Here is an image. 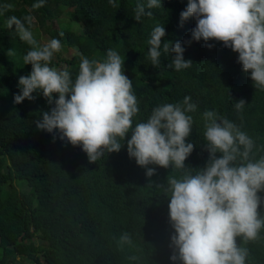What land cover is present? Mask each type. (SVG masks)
<instances>
[{"label": "trees", "instance_id": "trees-1", "mask_svg": "<svg viewBox=\"0 0 264 264\" xmlns=\"http://www.w3.org/2000/svg\"><path fill=\"white\" fill-rule=\"evenodd\" d=\"M34 2L0 0V7L13 5L0 14V264H174L169 258L174 233L170 201L156 185L166 186L167 176L179 173L148 165L156 174L146 177V168L127 154L131 133L119 152H105L89 162L81 146L61 141L56 130H38L35 121L49 106L36 93L34 100L13 102L20 92L19 77L31 72V65L23 63L30 46L19 39L14 25L7 27V18L31 14V30L61 40L62 49L50 66H67L73 79L81 55L103 60L113 49L125 57L124 74L132 80L140 110L134 123L145 121L158 105L181 103L190 96L197 110L189 113L193 130L186 142L194 149L184 162L187 168H203L208 159L205 110L233 121L253 139L252 159L264 156V90L253 86L250 74L237 62L238 53L218 41L207 42L214 45L211 49L203 40L183 45L184 59L193 62L187 69L167 67L174 53H162L161 64L151 65L147 40L157 24L165 28L162 44L191 39L195 20L189 18L181 27L179 18L188 0H161V8L151 9L153 15L138 22L136 4L146 5L147 0H116L115 8L108 0H45L43 7L32 9ZM240 99L246 105L237 112L234 103ZM259 211L264 214V206ZM123 232L131 235L133 246L118 247ZM237 239L249 251L246 264H264V228L255 241ZM131 255L138 259L130 261Z\"/></svg>", "mask_w": 264, "mask_h": 264}, {"label": "clouds", "instance_id": "clouds-1", "mask_svg": "<svg viewBox=\"0 0 264 264\" xmlns=\"http://www.w3.org/2000/svg\"><path fill=\"white\" fill-rule=\"evenodd\" d=\"M108 2L117 7L116 0ZM44 3L35 0L31 8L39 9ZM12 8V4H4L0 14ZM153 8H161V0L137 3L135 21L152 16ZM179 18L181 27L189 18L195 20L191 39L162 44L166 32L157 24L147 40L151 65L161 64L162 53H174L167 67L187 69L193 62L184 59L183 45L203 40L211 49L214 45L207 42L218 41L238 53L237 62L250 74L253 86L264 90V0H188ZM33 20L29 14L23 18L9 16L6 21L7 27L14 25L19 39L30 46L23 63L31 65V72L19 77L20 92L13 102L31 101L34 93L42 94L49 110L35 121L36 128L47 133L56 130L61 141L81 146L89 162H96L105 152H119L131 133L126 141L127 154L146 168V177L156 174L148 165L171 167L179 173L168 175L166 186L156 185L170 201L169 223L174 229L170 260L174 264H246L249 251L237 238L244 243L255 241L264 228V214L259 211L264 206V196L259 195L264 192V156L251 158L253 139L233 121L205 110L202 120L208 159L203 168H187L184 162L194 149L193 143L186 142L193 130L189 113L197 110L190 96L181 103L158 105L145 121L134 123L140 110L132 80L124 74L125 57L113 49L106 51L103 60L81 55L73 79L67 66H50L62 49L61 40L52 38L41 44L31 30ZM8 53L13 54L11 49ZM245 105L244 99L234 103L237 112ZM56 138L54 135L53 140ZM117 245L133 246L131 235L121 233ZM127 259L135 261L138 257Z\"/></svg>", "mask_w": 264, "mask_h": 264}, {"label": "rangeland", "instance_id": "rangeland-1", "mask_svg": "<svg viewBox=\"0 0 264 264\" xmlns=\"http://www.w3.org/2000/svg\"><path fill=\"white\" fill-rule=\"evenodd\" d=\"M67 11V10H66ZM67 12H63L62 16L63 17H67ZM69 13V11H68ZM54 24H57V22L55 21ZM54 27H57V25H53ZM33 35H35L36 39L41 42L42 44L48 40H50V36L46 35L45 33H43V31L39 30L38 28H33ZM35 243H42L40 242L38 239H35ZM22 264H32L31 262L27 261V260H21Z\"/></svg>", "mask_w": 264, "mask_h": 264}]
</instances>
